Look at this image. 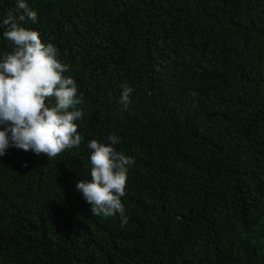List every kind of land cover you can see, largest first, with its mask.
<instances>
[{"label":"trees","instance_id":"obj_1","mask_svg":"<svg viewBox=\"0 0 264 264\" xmlns=\"http://www.w3.org/2000/svg\"><path fill=\"white\" fill-rule=\"evenodd\" d=\"M26 3L83 95L84 139L0 157V264H264V0ZM109 135L135 159L123 226L75 188Z\"/></svg>","mask_w":264,"mask_h":264},{"label":"clouds","instance_id":"obj_2","mask_svg":"<svg viewBox=\"0 0 264 264\" xmlns=\"http://www.w3.org/2000/svg\"><path fill=\"white\" fill-rule=\"evenodd\" d=\"M28 22L37 23V12L26 0H17L0 22L3 37L14 45L0 60V157L16 148L52 160L79 148L84 139L77 124L84 116L78 107L83 95H78L76 81L65 75L69 66L58 58V48L42 43L38 31L24 26ZM121 88L120 104L127 109L134 89L126 83ZM107 140L111 143L88 142L91 179H78L75 188L91 205L93 216L119 214L123 226L128 217L122 198L135 159L116 150L117 135Z\"/></svg>","mask_w":264,"mask_h":264}]
</instances>
